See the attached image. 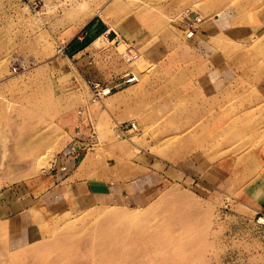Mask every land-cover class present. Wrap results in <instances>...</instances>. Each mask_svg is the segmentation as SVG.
I'll use <instances>...</instances> for the list:
<instances>
[{"label":"rangeland","instance_id":"rangeland-1","mask_svg":"<svg viewBox=\"0 0 264 264\" xmlns=\"http://www.w3.org/2000/svg\"><path fill=\"white\" fill-rule=\"evenodd\" d=\"M218 13L231 29L213 44L240 71L231 85L237 94L217 115L195 106L189 130L182 119L168 127V116L177 119L190 102L181 96L184 89H191L196 104L204 101L194 89L193 59L166 25H179L190 38ZM90 16L108 24L91 46L102 73L113 75L117 67L104 64V49L111 60L139 71L135 53L114 29L123 16L175 45L171 63L141 71L130 85L123 77L119 90L143 84L155 93L136 95L141 105L150 99L154 105L134 119H123L129 115L124 104H107H116L111 95L118 90L95 96L96 85H105L83 80L69 46L61 47ZM263 73L264 0H0V264H264V212L242 186L264 164V101L258 110H246ZM209 114L222 115L221 121L203 122L200 117ZM76 144L82 157L94 159L95 175L126 165L152 177L159 194L143 206L61 204L52 191L66 172L59 153ZM23 217L32 222L26 245L16 243Z\"/></svg>","mask_w":264,"mask_h":264},{"label":"crops","instance_id":"crops-1","mask_svg":"<svg viewBox=\"0 0 264 264\" xmlns=\"http://www.w3.org/2000/svg\"><path fill=\"white\" fill-rule=\"evenodd\" d=\"M115 8L118 7L115 6ZM119 13L121 14V12ZM220 18V13L214 14L209 18L207 17L202 23V26L196 29L194 36L190 38L185 36V29H182L179 25L173 26L170 23L166 25L168 30L178 38V45H181L184 50L189 53L190 57L188 60L193 59V61L190 60V72H192L194 76V89L199 101H204V105L196 104L194 102L195 99L190 97V94H192L190 92L191 89H184L185 95L181 96L184 99H189L190 102L188 100L189 103L186 104V106L184 105L185 108L183 109V113L177 119H175V117L172 118L170 115L168 116V127L175 128L176 125H178L177 121L182 119V121H188L187 129L189 130L191 119H193L196 111H198L195 106H199V110L204 111L205 115L208 113L217 115L223 111V101L237 94V89H231V85L239 80L240 71L235 67V64L226 61L222 51L217 49L213 44L217 36L221 34L228 35L227 32L231 29L230 25H226ZM107 26L108 24L99 16H90L82 20L80 25L72 29L69 45V41L62 42L61 45H63L61 47L64 48L65 46H69L72 66H76V71L83 80L102 81V84L113 88V91L118 90L117 92H113L111 96L123 97L127 95L128 98L125 100L117 101L115 102L116 104L108 102L107 100V104L114 106L124 104L123 107L125 109L122 111L128 112L129 115L123 119H134L136 113L147 111L146 106L154 105L152 99L145 101L141 105L137 97L139 96L138 94L144 93L149 98L150 96L154 97L155 93L150 94L149 91L153 92V89H148V86V88L145 89L146 87H144L143 84L139 87L138 84L128 87L130 85L129 83L124 89L119 90L124 85L123 77H132L135 75L138 79L140 73H142L141 71H148L161 62L162 64L171 63L175 58V45L170 47L161 37L157 36L158 34L150 33L145 27V23L136 21L131 16H123L121 21L114 24V29L116 33H119L120 36L126 40V44H128L135 53V58L137 59L136 66L139 71L127 70V66H125V63L121 60H111L110 50L104 49L102 50L104 64L108 63L110 67L111 64H114L117 65V67H115L113 75L106 74L105 70L102 73L96 65L97 61L95 60V58L99 56L97 55L98 51L97 49L92 50L91 46H94L93 43L95 39L99 37L100 33L106 30ZM169 31L167 32L169 33ZM107 42L109 43V40L104 42V44ZM89 49L92 51H89ZM107 54H109L108 60ZM140 65H143V69H141ZM252 91L253 103L246 108L249 113L258 110L257 108L260 106L259 103L264 101V73L254 82ZM133 95H135L134 98H132ZM255 99L257 100L256 102ZM169 100L168 98V110L171 109ZM191 104L196 108L192 115L191 110L193 106ZM226 108H228V106ZM165 111L168 112L167 110ZM108 114H110V111H108ZM221 117L222 115L212 117L209 114V117L205 116V118H200H202L204 122L206 119L221 121ZM212 126L218 128L219 124L215 123ZM202 128L205 129V127H201V129ZM209 129H212L211 126ZM186 130L183 131L186 132ZM216 130L217 129L208 130V135L206 137L210 136L208 138H212V131ZM87 141L89 140L85 142ZM89 144L91 143L89 142ZM78 148L77 144L70 145L62 149L59 153L58 161L62 167L61 171L66 172L65 175L62 173L63 176L61 178L63 179H61L60 184L52 188V191L61 204L66 207H70L71 203L75 200L78 203L83 200H97L104 203H114L116 205L143 206L159 194V190H156L153 184H151L152 177V179L150 178V180H148L150 177L149 175H144L142 173L138 174L134 172L131 167L126 165L120 167L119 171L112 167L109 168L102 165L104 168L100 170V173L95 175L93 173V169L95 168L94 159L92 157L84 158L87 154L82 157L84 155V149ZM89 149L92 150V148ZM206 158L208 159L207 156ZM258 164L259 166L257 169L255 168L253 171L254 175L246 180L242 186H245L243 194H245L246 199L251 204H255L256 208L262 209L264 212V164ZM222 167V164H218L215 168L219 169ZM174 168L175 166L173 165V170ZM187 168L191 169V165H187L185 170H182V174L186 175ZM206 168L210 170V166ZM178 172L181 173L180 169ZM45 194L47 195L48 191L45 192ZM42 198L43 196L40 200H42ZM32 210L33 208L30 209V212ZM31 226L32 222L28 223L27 218H24L22 225L17 229L16 243L26 245L32 241L33 235Z\"/></svg>","mask_w":264,"mask_h":264},{"label":"bare ground","instance_id":"bare-ground-1","mask_svg":"<svg viewBox=\"0 0 264 264\" xmlns=\"http://www.w3.org/2000/svg\"><path fill=\"white\" fill-rule=\"evenodd\" d=\"M37 4V3H36ZM135 31V30H134ZM130 34V33H129ZM17 72V68L16 67H13L12 68V73L14 74V73H16ZM134 80H136V77L135 76H132V77H129L128 78V82L129 83H131V82H133ZM123 83H125V82H123ZM96 87L98 88L97 89V91H96V93L94 94L95 96H97V97H102V96H107V95H109L112 91H113V88H111V87H108V86H104V87H102V86H100V85H96ZM128 97H127V95H125V96H123V97H121V96H116L115 98H113L114 100H116V101H120V100H125V99H127ZM114 100H112L111 99V101H114ZM130 125V127L132 128V129H135L136 128V125L134 124V123H130L129 124ZM262 222V221H261Z\"/></svg>","mask_w":264,"mask_h":264}]
</instances>
